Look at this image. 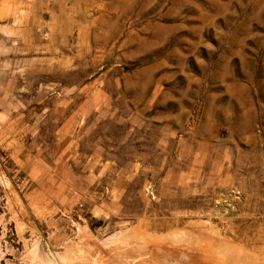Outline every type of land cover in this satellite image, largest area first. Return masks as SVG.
I'll return each mask as SVG.
<instances>
[{"label": "rangeland", "instance_id": "rangeland-1", "mask_svg": "<svg viewBox=\"0 0 264 264\" xmlns=\"http://www.w3.org/2000/svg\"><path fill=\"white\" fill-rule=\"evenodd\" d=\"M0 264H264V0H0Z\"/></svg>", "mask_w": 264, "mask_h": 264}]
</instances>
